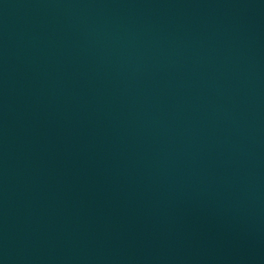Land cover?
I'll list each match as a JSON object with an SVG mask.
<instances>
[{
	"label": "water",
	"instance_id": "1",
	"mask_svg": "<svg viewBox=\"0 0 264 264\" xmlns=\"http://www.w3.org/2000/svg\"><path fill=\"white\" fill-rule=\"evenodd\" d=\"M0 264H264V0H0Z\"/></svg>",
	"mask_w": 264,
	"mask_h": 264
}]
</instances>
